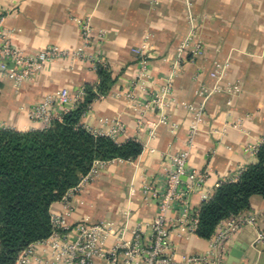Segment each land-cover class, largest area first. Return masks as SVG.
I'll list each match as a JSON object with an SVG mask.
<instances>
[{"label":"crops","instance_id":"crops-1","mask_svg":"<svg viewBox=\"0 0 264 264\" xmlns=\"http://www.w3.org/2000/svg\"><path fill=\"white\" fill-rule=\"evenodd\" d=\"M0 16L13 30L14 45L24 52L37 54L50 46L72 52L21 84L0 76V127L22 131L47 127L33 120L29 109L63 89L72 96L68 109H74L84 98L77 100L78 92L100 82L96 65L106 63L114 84L92 103L82 121L118 143L143 144L135 159L100 165L98 176L80 185L69 203L60 200L52 205V215H65L73 225L115 221L126 226L125 239L131 240L141 228L151 241L158 202L144 193V186L174 170L173 157L191 148L190 127L202 104L204 115L188 167L206 176L189 196L190 211L198 213L221 183L237 180L257 161L264 141V0H0ZM85 21L92 28L89 43L82 33ZM192 33L194 42L202 44L198 56L190 51L193 42L185 47ZM140 48L149 58L142 78L136 54ZM168 82L172 96L165 111L170 124H160L151 135L147 125L139 126L141 111L130 95L145 103ZM54 109L63 112L60 104ZM156 115L149 110L146 119ZM240 215H254L255 221L230 237L227 262L264 264V246L256 242L258 233L264 232V197L251 196L250 207ZM180 217L177 209L170 210L175 258L183 261L207 254L212 238H202L187 224L181 225ZM114 243L110 239L107 247ZM95 264L109 262L96 258Z\"/></svg>","mask_w":264,"mask_h":264},{"label":"built area","instance_id":"built-area-1","mask_svg":"<svg viewBox=\"0 0 264 264\" xmlns=\"http://www.w3.org/2000/svg\"><path fill=\"white\" fill-rule=\"evenodd\" d=\"M82 31L86 42H91L93 35L88 21L82 22ZM12 32L13 30L5 25L4 17L0 16V76L11 79L16 85L35 77L53 60L72 54L69 50L58 46L47 47L37 54H28L14 45ZM194 37L192 33L185 47L193 42L190 51L193 56H198L203 52V48L201 42H194ZM136 54L141 65L140 78H142L146 73L149 58L143 48L137 49ZM206 91L207 89H204L202 93ZM83 96H85V88L81 89L75 98L79 100ZM171 96V82H168L162 90L152 92L145 103L135 102L130 95L135 107L141 111L139 126L143 128L147 125L152 135L160 124H170L165 109L171 101ZM71 100L69 90L63 89L31 107L29 115L33 120L49 126L55 119H61L63 114L69 111L67 106ZM57 104L63 106L61 114L54 109ZM204 107L202 104L196 108L197 119L190 127L191 148L195 144L198 123L204 115ZM149 110L157 111L155 119H146ZM116 125L118 130L122 128L120 122ZM173 125L177 126L176 123ZM190 149L173 157L174 170L158 177L154 183L144 186V193L153 195L158 202V212L151 224L153 232L151 241L146 240L141 228L133 232L131 240H127L126 226L115 221L95 223L81 221L73 225L68 223L65 215L55 214L52 215V234L22 250L13 264H95L96 258H105L109 264H136L137 260H141L144 264H233L227 262L226 244L244 225L254 223V215L244 217L237 214L220 223L217 233L211 237V249L207 254L190 255L183 261L175 258L169 212L173 208L177 209L181 214L179 219L181 225L187 224L191 231H195L199 222L198 213L193 214L190 211L189 196L202 185L206 176L196 170H189ZM105 162L107 161H97L83 176L80 184L65 195L63 201L69 203L80 185L94 180L99 174V166ZM155 183L158 184L157 187ZM110 239H114L115 243L108 248L107 242ZM256 242L264 246V232L258 233Z\"/></svg>","mask_w":264,"mask_h":264},{"label":"trees","instance_id":"trees-1","mask_svg":"<svg viewBox=\"0 0 264 264\" xmlns=\"http://www.w3.org/2000/svg\"><path fill=\"white\" fill-rule=\"evenodd\" d=\"M96 71L100 82L86 85L84 98L61 119L27 131L0 127V264H13L22 250L52 234V205L97 161L135 159L143 151L137 140L118 143L84 125L83 115L114 84L108 64L98 63ZM255 194L264 197V141L257 161L203 202L197 235L211 238L222 221L248 209Z\"/></svg>","mask_w":264,"mask_h":264},{"label":"water","instance_id":"water-1","mask_svg":"<svg viewBox=\"0 0 264 264\" xmlns=\"http://www.w3.org/2000/svg\"><path fill=\"white\" fill-rule=\"evenodd\" d=\"M235 255L236 256H240L241 254L239 252H235Z\"/></svg>","mask_w":264,"mask_h":264}]
</instances>
